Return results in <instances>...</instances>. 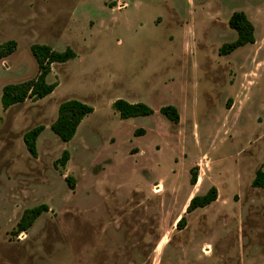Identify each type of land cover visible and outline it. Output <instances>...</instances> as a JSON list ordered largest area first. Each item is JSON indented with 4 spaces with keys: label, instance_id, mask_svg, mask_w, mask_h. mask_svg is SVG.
Wrapping results in <instances>:
<instances>
[{
    "label": "rangeland",
    "instance_id": "rangeland-1",
    "mask_svg": "<svg viewBox=\"0 0 264 264\" xmlns=\"http://www.w3.org/2000/svg\"><path fill=\"white\" fill-rule=\"evenodd\" d=\"M238 11L256 43L220 56L237 39L228 22ZM9 41L0 264H264V190L252 187L264 166V0H0V45ZM34 44L77 56L52 66L51 95L3 111V87L38 74ZM70 99L94 112L63 143L50 126ZM119 99L155 114L122 120ZM166 105L178 124L160 113ZM38 126L33 158L23 136ZM64 150L68 163L55 167ZM212 187L217 200L187 213ZM43 204L49 212L16 233L24 212Z\"/></svg>",
    "mask_w": 264,
    "mask_h": 264
},
{
    "label": "trees",
    "instance_id": "trees-1",
    "mask_svg": "<svg viewBox=\"0 0 264 264\" xmlns=\"http://www.w3.org/2000/svg\"><path fill=\"white\" fill-rule=\"evenodd\" d=\"M229 27L237 33V39L233 42L224 44L220 50V56H228L237 49L256 43L255 26L250 21L246 13L234 12L229 19ZM17 49L16 41H9L0 45V59L6 58ZM31 52L38 64V74L36 77L16 84H8L2 89V107L7 111L12 106L23 104L27 100L39 101L51 95L58 87L57 83H49L48 77L52 73L54 64H64L76 58V53L70 47L64 51H57L48 45L34 44ZM112 108L122 120L148 117L155 114V110L144 103H129L126 100L119 99L112 104ZM94 112V108L88 104L70 99L60 104L58 116L55 122L50 126L52 132L63 142L69 143L74 139L83 120ZM160 113L169 121L178 124L180 114L173 105H166L160 109ZM45 130L44 126H38L23 136L24 144L33 158H37V141ZM136 132V135H143V131ZM138 133V134H137ZM70 159L68 150H64L61 158L55 162V167H65ZM198 170L194 168L191 174L190 183L195 186L198 182ZM67 182L73 188L71 178ZM252 187L264 190V166L256 171L252 181ZM218 192L212 187L205 195L195 196L191 199L187 213L197 209L205 208L217 200ZM49 212V207L45 204L28 209L22 215L15 230L16 233L27 232L44 213ZM186 225V218L182 217L177 223V229L182 230Z\"/></svg>",
    "mask_w": 264,
    "mask_h": 264
},
{
    "label": "crops",
    "instance_id": "crops-1",
    "mask_svg": "<svg viewBox=\"0 0 264 264\" xmlns=\"http://www.w3.org/2000/svg\"><path fill=\"white\" fill-rule=\"evenodd\" d=\"M140 4L139 3H135L133 6H139ZM126 6V5H125ZM123 7L122 9H121V7H117V9H119V10H124L126 7ZM178 17L176 16V19H177ZM188 25V24H187Z\"/></svg>",
    "mask_w": 264,
    "mask_h": 264
}]
</instances>
